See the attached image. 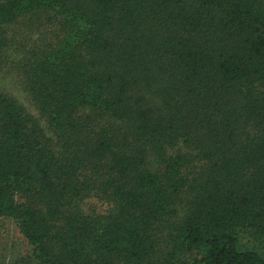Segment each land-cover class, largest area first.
Listing matches in <instances>:
<instances>
[{"label":"trees","instance_id":"1","mask_svg":"<svg viewBox=\"0 0 264 264\" xmlns=\"http://www.w3.org/2000/svg\"><path fill=\"white\" fill-rule=\"evenodd\" d=\"M6 66L10 264H264V0H0Z\"/></svg>","mask_w":264,"mask_h":264},{"label":"rangeland","instance_id":"2","mask_svg":"<svg viewBox=\"0 0 264 264\" xmlns=\"http://www.w3.org/2000/svg\"><path fill=\"white\" fill-rule=\"evenodd\" d=\"M50 31L45 27L28 31L23 26L17 28L14 47L17 49L33 48L50 41ZM0 87L7 93L15 96L22 104L34 114L36 110L30 102L17 69L6 66L0 71ZM29 251V246L24 240L15 224L7 218H0V264H10L13 260L23 256Z\"/></svg>","mask_w":264,"mask_h":264}]
</instances>
